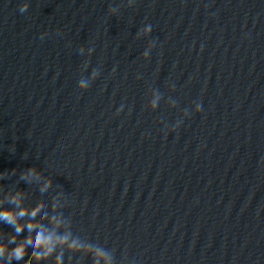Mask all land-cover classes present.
Masks as SVG:
<instances>
[{
  "label": "clouds",
  "instance_id": "obj_1",
  "mask_svg": "<svg viewBox=\"0 0 264 264\" xmlns=\"http://www.w3.org/2000/svg\"><path fill=\"white\" fill-rule=\"evenodd\" d=\"M131 3H134V0H130ZM29 8V3L25 2L20 7V12H26ZM111 12H115V8L110 9ZM152 31V26L149 24L144 27L143 32L150 33ZM46 35L42 34L41 38ZM139 35V33H138ZM149 53L146 51L144 53L147 56ZM87 82L85 80L79 81L80 88H86ZM174 87V85H173ZM157 104L153 101V107H156ZM202 104L197 103L195 105V112L201 111ZM123 110V105L119 109H117V114ZM187 110L184 111V116H187ZM183 120H178L175 124L172 125L169 131L177 129ZM168 128L167 125H165ZM42 175L38 173L36 167H30L26 171L22 173L21 178L32 182L37 176ZM2 178V177H0ZM53 181L51 177L47 178L46 183L43 185V190H47L51 187ZM10 205L13 207L10 208H0V222H3L14 229L15 235L10 237L7 241V244H15L16 246L11 249V251H7L6 244L0 242V257H3L7 251V259L9 264L13 259L20 261L24 260L27 255V249L29 246L33 249L31 252V256L28 260L25 261V264H33V261L36 264H39L41 261H46L49 257L56 252L58 247L67 246L68 250L79 252L82 250H89L92 253L93 260L92 264H101V258H104V264H113V257L110 255L108 249L95 245L91 241L85 243L78 236H74L70 230V225L67 218L64 216L62 212H56L55 209L59 207V204H53V212L49 214V212L44 211L45 204L43 202L38 203L31 209L28 207H21L20 205L23 203L22 193L18 191L14 194L8 201ZM19 208V211L16 209ZM259 214V213H258ZM37 216H40L41 219L37 220ZM27 217V222H21L24 218ZM68 226V230L62 231L65 226ZM27 230L28 235L22 239L19 243H17V237L20 236L21 233ZM94 250V251H93ZM63 254H59L55 258V264H62ZM0 264H3L0 261Z\"/></svg>",
  "mask_w": 264,
  "mask_h": 264
}]
</instances>
